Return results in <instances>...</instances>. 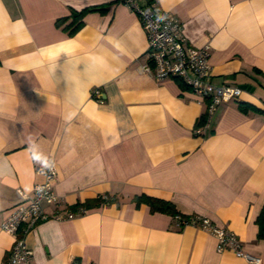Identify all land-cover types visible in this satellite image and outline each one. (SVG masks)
Returning a JSON list of instances; mask_svg holds the SVG:
<instances>
[{
    "label": "crops",
    "instance_id": "1",
    "mask_svg": "<svg viewBox=\"0 0 264 264\" xmlns=\"http://www.w3.org/2000/svg\"><path fill=\"white\" fill-rule=\"evenodd\" d=\"M156 2L191 44L209 45V80L241 87L201 134L205 101L142 70L146 30L121 0H0V264L14 241L1 224L41 180V158L62 201L42 203L32 264H248L203 228L137 205L140 194L231 230L264 264V0ZM103 5L72 34L56 23Z\"/></svg>",
    "mask_w": 264,
    "mask_h": 264
},
{
    "label": "built area",
    "instance_id": "2",
    "mask_svg": "<svg viewBox=\"0 0 264 264\" xmlns=\"http://www.w3.org/2000/svg\"><path fill=\"white\" fill-rule=\"evenodd\" d=\"M139 17L147 34V63L142 70L157 80L168 77L179 78L192 93L205 101V110L201 115L202 124L194 128L195 134H201L211 124L212 115L217 107L230 100H239L241 87L228 84H213L209 79V45L191 44L182 32L178 18L160 8L156 0H121ZM200 119V118H199ZM35 173L41 180L34 183L32 193H19L22 200L15 204L1 224V229L14 237L9 255L4 264H32V251L27 244V235L40 222L49 218L43 211L42 203L51 202L58 206L62 199L53 190L57 168L51 158H41L35 165ZM107 199L106 195L101 196ZM86 209L80 208L78 214ZM77 213L68 210L65 215L56 214V218H71ZM177 226L194 225L213 234L217 239V249L231 250L248 264H261V258L242 248L241 241L234 232L214 225L208 218L197 214L187 218L175 217Z\"/></svg>",
    "mask_w": 264,
    "mask_h": 264
},
{
    "label": "trees",
    "instance_id": "3",
    "mask_svg": "<svg viewBox=\"0 0 264 264\" xmlns=\"http://www.w3.org/2000/svg\"><path fill=\"white\" fill-rule=\"evenodd\" d=\"M105 9V6H87L82 8L81 10H71L70 14L65 17H61L56 20L57 25H61L68 21L64 28L67 30L69 34L74 33L83 23V17L87 12L90 11H103ZM241 105V104H240ZM242 106V105H241ZM203 117L201 116L200 119L197 120L196 127L202 124ZM104 200L102 197L98 198L97 201ZM137 205L140 203H146L149 205L151 211H161L170 213L174 219L176 216H181L183 218H187V214H182L179 212L174 203L162 198L153 197L146 194H140L136 195L134 198ZM80 208L87 209L88 203H77L74 207L70 208L69 210L76 213ZM191 215V214H190ZM259 224V234L260 236L264 237V211L260 214V216L257 219Z\"/></svg>",
    "mask_w": 264,
    "mask_h": 264
}]
</instances>
